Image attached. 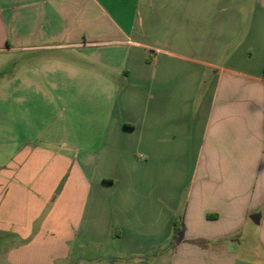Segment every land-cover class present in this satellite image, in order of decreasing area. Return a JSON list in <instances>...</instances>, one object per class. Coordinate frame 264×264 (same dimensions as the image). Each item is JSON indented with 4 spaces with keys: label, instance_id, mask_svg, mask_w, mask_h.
<instances>
[{
    "label": "crops",
    "instance_id": "0c3cea01",
    "mask_svg": "<svg viewBox=\"0 0 264 264\" xmlns=\"http://www.w3.org/2000/svg\"><path fill=\"white\" fill-rule=\"evenodd\" d=\"M253 4L0 0V264H264Z\"/></svg>",
    "mask_w": 264,
    "mask_h": 264
},
{
    "label": "rangeland",
    "instance_id": "374dc122",
    "mask_svg": "<svg viewBox=\"0 0 264 264\" xmlns=\"http://www.w3.org/2000/svg\"><path fill=\"white\" fill-rule=\"evenodd\" d=\"M253 1H254V4H253L254 12H253V15H252L253 17H252L251 26H252V29L254 31V36H253L254 43L257 42V45H259L260 41L264 38V36H260V34L257 35V34H255V32H260V30H262L264 32V19H262L263 15L261 13L259 4H255V0H253ZM248 6H249V3L247 2V5H246L247 9H248ZM241 19H240L241 22H242L241 25L248 28V26H249L248 25V16H247V20H244V15H242ZM259 54H260V49H258V52L255 53V55H254L255 58ZM242 239H243L242 248H241L242 256L246 255V253H247L246 251H249L251 249L256 251V250L259 249V246H258V243H257V237L255 235H252V234L248 233L247 230H246L245 233H243V238ZM240 242L241 241L237 242V244L239 245ZM71 248H72L71 249L72 252H74L76 254H85L86 253L85 249H80V245L79 244L71 245Z\"/></svg>",
    "mask_w": 264,
    "mask_h": 264
},
{
    "label": "trees",
    "instance_id": "16d2710c",
    "mask_svg": "<svg viewBox=\"0 0 264 264\" xmlns=\"http://www.w3.org/2000/svg\"><path fill=\"white\" fill-rule=\"evenodd\" d=\"M177 224V223H176ZM178 231V229L176 228V232Z\"/></svg>",
    "mask_w": 264,
    "mask_h": 264
}]
</instances>
